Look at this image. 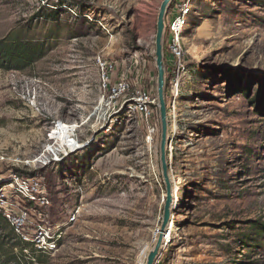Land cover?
<instances>
[{"label": "rangeland", "instance_id": "rangeland-1", "mask_svg": "<svg viewBox=\"0 0 264 264\" xmlns=\"http://www.w3.org/2000/svg\"><path fill=\"white\" fill-rule=\"evenodd\" d=\"M162 1L0 0V41L40 48L29 64L0 67V210L35 252L16 264H145L165 199L154 55ZM189 3L191 78L176 98L165 85L176 231L163 257L264 264L254 224L264 225V0ZM98 57L113 64L112 83L124 76L156 99L149 118L124 107L99 128ZM59 123L80 147L51 136ZM17 175L27 181L20 194ZM39 227L55 249L36 247Z\"/></svg>", "mask_w": 264, "mask_h": 264}, {"label": "built area", "instance_id": "built-area-1", "mask_svg": "<svg viewBox=\"0 0 264 264\" xmlns=\"http://www.w3.org/2000/svg\"><path fill=\"white\" fill-rule=\"evenodd\" d=\"M171 8H169L168 15L170 17L169 21L165 23L166 27L164 30V46L167 52V57L164 61L165 63V73L166 82L165 85L168 86L170 96L174 98L177 97L181 85L188 82L191 78L188 64L187 56L188 51L184 46L182 32L184 28L188 25V18L192 12L191 4L189 0H173ZM97 65L100 67L101 83H102V96L94 111L99 115L97 124L99 128L108 131L113 122V117L120 111L123 110V115H135L136 113L144 115V117L149 118L152 114V106L155 103V98L150 97L147 92L143 89L131 90L127 82L126 77H118L113 83L111 80V73L113 69V64L101 57L97 58ZM151 108V109H150ZM100 111V113L97 112ZM152 123V122H151ZM74 127V126H72ZM75 130V127L72 129ZM155 131V127L151 126L150 134ZM3 159L2 157H0ZM14 186H16L17 192L22 193L27 181L23 180L19 175L14 177ZM37 185V184H36ZM36 188L32 189L29 186V190L26 191L28 196L32 193H36ZM44 201V199H42ZM0 212L8 219L10 216L4 211ZM24 214L20 217L23 222ZM20 219H14V223L11 225L14 227L16 232L18 231V226ZM40 239L36 241V247L42 251L47 252L56 248L55 238L49 236L46 231L39 227ZM165 243L162 247V252L155 259L154 264H176L173 260L169 258H164L163 253L165 251Z\"/></svg>", "mask_w": 264, "mask_h": 264}, {"label": "water", "instance_id": "water-1", "mask_svg": "<svg viewBox=\"0 0 264 264\" xmlns=\"http://www.w3.org/2000/svg\"><path fill=\"white\" fill-rule=\"evenodd\" d=\"M173 0H163L160 4L157 14L156 34H155V66L157 70L156 77V95L158 101V121L160 123V167L163 182L165 185V199L162 209V220L157 229L155 243L147 253L145 264H154L155 259L162 252L165 238L169 233V224L171 223V213L173 206L172 184L168 174L167 144H168V112L165 99V63L163 53V36L165 30L166 14L171 7Z\"/></svg>", "mask_w": 264, "mask_h": 264}, {"label": "trees", "instance_id": "trees-1", "mask_svg": "<svg viewBox=\"0 0 264 264\" xmlns=\"http://www.w3.org/2000/svg\"><path fill=\"white\" fill-rule=\"evenodd\" d=\"M16 38L12 37L6 41H0V67L8 69L29 64L33 61L34 54L40 51L39 47H32L26 41ZM14 170L16 174L19 173L18 170ZM254 224L259 226L258 235H264V225L257 221ZM15 245L19 246L18 249L14 247ZM30 249L31 253L34 254V249L29 242L16 239L13 228L0 212V264H16L24 254V250Z\"/></svg>", "mask_w": 264, "mask_h": 264}, {"label": "bare ground", "instance_id": "bare-ground-1", "mask_svg": "<svg viewBox=\"0 0 264 264\" xmlns=\"http://www.w3.org/2000/svg\"><path fill=\"white\" fill-rule=\"evenodd\" d=\"M166 27V25H165ZM164 51V50H163ZM69 126L64 123H59L56 128L51 132V136L55 139H58L62 143H64L65 146H68L69 149H76L79 146V144L74 140L68 138L65 134L68 130ZM173 178V177H172ZM174 191V190H173ZM176 231V228L172 223L169 224V233L166 236V243L170 241L171 233ZM158 234V233H157ZM157 236V235H156ZM143 264V263H142Z\"/></svg>", "mask_w": 264, "mask_h": 264}]
</instances>
